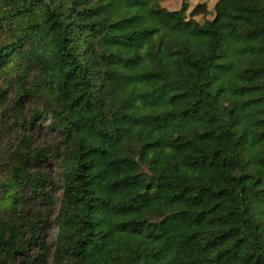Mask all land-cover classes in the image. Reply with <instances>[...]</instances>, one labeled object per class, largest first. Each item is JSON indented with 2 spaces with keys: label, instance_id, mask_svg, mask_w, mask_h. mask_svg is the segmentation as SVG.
Masks as SVG:
<instances>
[{
  "label": "trees",
  "instance_id": "16d2710c",
  "mask_svg": "<svg viewBox=\"0 0 264 264\" xmlns=\"http://www.w3.org/2000/svg\"><path fill=\"white\" fill-rule=\"evenodd\" d=\"M165 1L0 0V122L11 96L20 139L0 264L32 246L40 264H264V0ZM39 127L58 136L53 250Z\"/></svg>",
  "mask_w": 264,
  "mask_h": 264
},
{
  "label": "rangeland",
  "instance_id": "374dc122",
  "mask_svg": "<svg viewBox=\"0 0 264 264\" xmlns=\"http://www.w3.org/2000/svg\"><path fill=\"white\" fill-rule=\"evenodd\" d=\"M178 0H172L170 2V6L168 2H165L170 8L177 7ZM180 2L182 0H179ZM191 2V6H195L198 3L204 2V0H188ZM214 0H210L209 3ZM190 9V8H189ZM2 80L0 79V82ZM11 96H7L6 101L4 103L6 111L8 112L7 116H4L0 122V197L3 196L5 191L8 189L13 194L14 190L10 189L8 185H13V168L11 165V157L12 153L18 149L20 145V139L18 138V134L16 132V126L14 125V118L12 116L11 110ZM35 105H33L34 107ZM26 114L27 107L25 109ZM31 149L34 152L44 151V154L47 156L46 159H43L42 163L36 166H32L29 169L30 175L32 179L39 182L42 180L43 190L45 193L50 194V196L54 199L55 204L52 206V210H54L53 214H48L49 211H42L41 217L44 220L43 234L45 236V241L47 246H50L53 250V242L55 240V234L57 232L55 225L53 224V220L56 212L59 209L58 200L61 198L63 194V183L61 180L60 170L57 164L54 162L51 157V151L55 148L58 143L57 134H52L46 131L44 128H38L35 130V135L33 136ZM7 185V186H6ZM16 190V189H15ZM24 194L26 198L31 196V190L28 188L24 189ZM9 207L8 200L5 198L0 201V211H6ZM41 254L39 248L37 246L30 247L25 253H20L15 257L16 264H40L38 261V255Z\"/></svg>",
  "mask_w": 264,
  "mask_h": 264
},
{
  "label": "crops",
  "instance_id": "0c3cea01",
  "mask_svg": "<svg viewBox=\"0 0 264 264\" xmlns=\"http://www.w3.org/2000/svg\"><path fill=\"white\" fill-rule=\"evenodd\" d=\"M172 0H167V1H165V2H168V5L170 6V2H171ZM209 1L210 0H204V2H202V3H198V4H196L195 6H191V2L190 1H188V0H182L181 2L178 0L177 1V7H174V8H170L168 5H166L165 4V2H164V6L165 7H167L169 10H177V9H179L180 7H181V5H182V3L183 2H187L188 4H189V7H190V9H189V11H192L197 5H199V4H206L207 5V7H208V10L210 11V12H212L213 11V8H214V6H215V4H216V2H217V0H214L213 2H211V3H209ZM209 17L211 18L212 17V14L211 15H209ZM198 20H202L203 19V17L200 15V16H197L196 17Z\"/></svg>",
  "mask_w": 264,
  "mask_h": 264
}]
</instances>
